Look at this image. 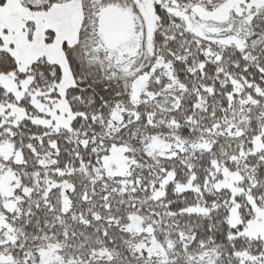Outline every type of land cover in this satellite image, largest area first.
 Wrapping results in <instances>:
<instances>
[{
  "label": "snow or ice",
  "instance_id": "1",
  "mask_svg": "<svg viewBox=\"0 0 264 264\" xmlns=\"http://www.w3.org/2000/svg\"><path fill=\"white\" fill-rule=\"evenodd\" d=\"M0 264H264V0H0Z\"/></svg>",
  "mask_w": 264,
  "mask_h": 264
}]
</instances>
